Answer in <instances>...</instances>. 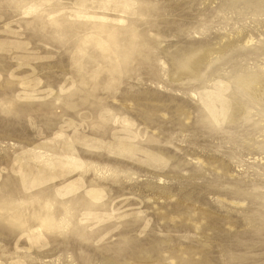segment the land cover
Returning a JSON list of instances; mask_svg holds the SVG:
<instances>
[{
  "label": "rangeland",
  "instance_id": "rangeland-1",
  "mask_svg": "<svg viewBox=\"0 0 264 264\" xmlns=\"http://www.w3.org/2000/svg\"><path fill=\"white\" fill-rule=\"evenodd\" d=\"M0 191V264H264V0H0Z\"/></svg>",
  "mask_w": 264,
  "mask_h": 264
},
{
  "label": "bare ground",
  "instance_id": "bare-ground-1",
  "mask_svg": "<svg viewBox=\"0 0 264 264\" xmlns=\"http://www.w3.org/2000/svg\"><path fill=\"white\" fill-rule=\"evenodd\" d=\"M122 55H121V57L123 58V59H128V54H127V52H123V53H121ZM204 54H205V52H204ZM190 56V55H189ZM191 58V57H190ZM189 59V58H188ZM198 59V60H197ZM195 61H191L190 63H189V70L191 71V73L192 74H194V75H196L197 74V69H198V64H199V62H200V60H201V58H199V56H197V58H195L194 59ZM185 62H186V60H185ZM184 66H186V65H184ZM193 66V67H192ZM197 68V69H196ZM24 190V189H23ZM23 190H21V191H23ZM1 192V191H0ZM13 197V196H12ZM5 198H7V194L5 195ZM1 199V198H0ZM9 199H10V197H9ZM7 202L8 201H6V202H4V203H0V207L1 206H3V207H5V206H7ZM14 202V200H10L8 203L9 204H12Z\"/></svg>",
  "mask_w": 264,
  "mask_h": 264
},
{
  "label": "water",
  "instance_id": "water-1",
  "mask_svg": "<svg viewBox=\"0 0 264 264\" xmlns=\"http://www.w3.org/2000/svg\"><path fill=\"white\" fill-rule=\"evenodd\" d=\"M193 67V66H192Z\"/></svg>",
  "mask_w": 264,
  "mask_h": 264
}]
</instances>
